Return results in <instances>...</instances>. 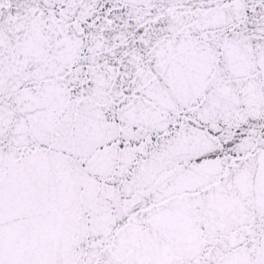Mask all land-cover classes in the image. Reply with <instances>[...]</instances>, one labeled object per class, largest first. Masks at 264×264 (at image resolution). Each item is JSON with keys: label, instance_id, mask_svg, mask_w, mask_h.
<instances>
[{"label": "snow or ice", "instance_id": "snow-or-ice-1", "mask_svg": "<svg viewBox=\"0 0 264 264\" xmlns=\"http://www.w3.org/2000/svg\"><path fill=\"white\" fill-rule=\"evenodd\" d=\"M0 264H264V0H0Z\"/></svg>", "mask_w": 264, "mask_h": 264}]
</instances>
